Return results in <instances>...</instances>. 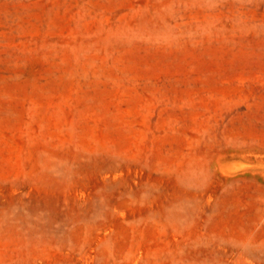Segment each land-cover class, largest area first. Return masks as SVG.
I'll use <instances>...</instances> for the list:
<instances>
[{
  "label": "rangeland",
  "instance_id": "obj_1",
  "mask_svg": "<svg viewBox=\"0 0 264 264\" xmlns=\"http://www.w3.org/2000/svg\"><path fill=\"white\" fill-rule=\"evenodd\" d=\"M0 264H264V0H0Z\"/></svg>",
  "mask_w": 264,
  "mask_h": 264
}]
</instances>
